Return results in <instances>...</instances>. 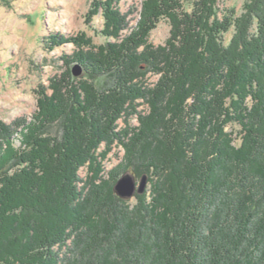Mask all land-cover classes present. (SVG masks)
Segmentation results:
<instances>
[{"label":"trees","instance_id":"obj_1","mask_svg":"<svg viewBox=\"0 0 264 264\" xmlns=\"http://www.w3.org/2000/svg\"><path fill=\"white\" fill-rule=\"evenodd\" d=\"M219 2L144 0L122 38L126 16L96 4L114 42L68 59L85 76L53 80L31 121H0V264H264V0L236 19ZM116 142L125 157L105 179ZM129 168L152 185L134 205L113 191Z\"/></svg>","mask_w":264,"mask_h":264},{"label":"rangeland","instance_id":"obj_2","mask_svg":"<svg viewBox=\"0 0 264 264\" xmlns=\"http://www.w3.org/2000/svg\"><path fill=\"white\" fill-rule=\"evenodd\" d=\"M108 0H0V121L13 125L16 121H31L38 111L40 92L47 90L51 94L50 84L70 73L72 78L81 79L83 74L75 77L73 70L77 63L68 65L66 61L81 53L92 52L109 42L104 32L105 20L101 10L97 12L96 4ZM111 1V0H109ZM122 15L126 16L127 28L121 31V38L131 33L140 18L144 0H112ZM250 0H220L219 17L239 18ZM93 13V14H92ZM92 15V16H91ZM171 26L167 19H162L157 28L150 34L149 41L155 46H163L170 37ZM256 31V25L252 32ZM234 27L224 34V42L228 44L234 35ZM53 36L72 38L77 43H63L53 46ZM91 45V46H90ZM81 66V65H80ZM159 76L149 74L147 85L154 86ZM138 111L149 114V106L142 100L137 101ZM130 126H139L137 116L128 119ZM119 129H125L126 123L121 120ZM226 132L232 133L234 145L240 147L242 136L236 123L229 124ZM16 147L20 144L15 141ZM104 145H102L103 149ZM125 157V149L117 142L111 148L104 161L105 179L119 166ZM87 169L80 175L87 177ZM126 174L135 178L136 192L129 201L136 203L137 195L149 196L151 182L147 174L137 175L133 169L122 173L117 182ZM147 176L148 182L144 193H138L142 178ZM115 183L113 187L115 193ZM120 198V197H119Z\"/></svg>","mask_w":264,"mask_h":264},{"label":"water","instance_id":"obj_3","mask_svg":"<svg viewBox=\"0 0 264 264\" xmlns=\"http://www.w3.org/2000/svg\"><path fill=\"white\" fill-rule=\"evenodd\" d=\"M74 76L79 77L83 74V67L77 65L76 68L73 70ZM148 178L144 176L142 178L140 187L138 189V193L142 194L146 190ZM136 192V182L135 178L129 174L124 175L116 184L115 186V193L121 199H130L135 195Z\"/></svg>","mask_w":264,"mask_h":264}]
</instances>
